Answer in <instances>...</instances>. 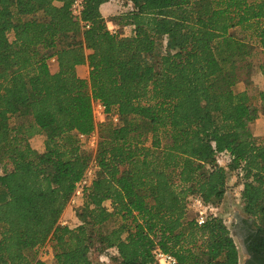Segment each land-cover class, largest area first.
I'll return each instance as SVG.
<instances>
[{
	"label": "trees",
	"instance_id": "16d2710c",
	"mask_svg": "<svg viewBox=\"0 0 264 264\" xmlns=\"http://www.w3.org/2000/svg\"><path fill=\"white\" fill-rule=\"evenodd\" d=\"M73 1L0 0V264H47L45 250L56 264H96L94 251L155 264L157 248L178 264H240L218 207L230 175L242 184L243 264H264V135L251 128L264 89H233L255 67L264 79V0H128L112 20L129 36L108 28L110 0H83L80 17ZM96 130L93 154L80 134ZM92 163L79 222L62 225ZM193 196L215 208L201 225Z\"/></svg>",
	"mask_w": 264,
	"mask_h": 264
},
{
	"label": "rangeland",
	"instance_id": "374dc122",
	"mask_svg": "<svg viewBox=\"0 0 264 264\" xmlns=\"http://www.w3.org/2000/svg\"><path fill=\"white\" fill-rule=\"evenodd\" d=\"M130 8L128 0H110L104 3L101 6V11L104 17L108 20V28L115 34H122L124 36H129L132 34V28L130 26H123L118 25L113 21V17L119 14L126 12ZM232 34L238 36L240 38L244 37V33L240 29H235L232 31ZM259 58L255 57L254 61L256 65L259 63ZM50 67L52 71L57 70V62L54 58L50 61ZM81 77L87 78L89 77L88 69H81L79 70ZM247 75V74H246ZM243 72L241 75L240 80L234 85L233 89L235 92H242L247 90L251 95H257L259 91L264 89V79L257 67L252 71L251 75H249V82L248 79ZM254 102H258V99H255ZM251 128L253 133L256 136L264 135V114H260L258 119L251 124ZM44 139L45 137H38L36 141L33 142L34 147L40 152V150L44 147ZM87 148L91 153L96 152V148L89 146L87 143ZM225 160V157H224ZM223 162V161H222ZM225 162V161H224ZM242 189L241 180H238L235 175H230L228 179V185L225 193V197L222 203L218 206L219 213L223 215L224 219L226 220L227 225L232 230V233L240 247L241 251V258L240 264H243L247 258L246 247L244 244V236L242 230V224H240L239 220L242 217H246L243 202L241 200L240 191ZM6 199L5 191L0 189V201ZM82 203V196L77 195L73 197L70 201L69 205L67 206L66 210L64 211L61 221L71 225H77L79 220L75 216V210L81 205ZM106 205L110 207V202L107 201ZM192 216H195V213H192ZM113 223L110 224L112 226ZM29 255H33L34 252L32 250L27 251ZM109 255L115 254L113 251L108 252ZM41 255V253H40ZM93 260L96 264H115L114 261L109 259L106 253H100L98 251H94ZM43 259L47 262V264H56L54 258L52 256H44Z\"/></svg>",
	"mask_w": 264,
	"mask_h": 264
},
{
	"label": "built area",
	"instance_id": "2783aa9c",
	"mask_svg": "<svg viewBox=\"0 0 264 264\" xmlns=\"http://www.w3.org/2000/svg\"><path fill=\"white\" fill-rule=\"evenodd\" d=\"M129 6L131 7V5H129ZM83 7H84L83 0H74L73 4H72L73 15L76 17H80L82 10H83ZM87 27H89L88 24H87ZM131 28L133 30V27H131ZM93 113H94V118H95V121L97 124L104 123L108 119V113H107L106 106L100 101H94L93 102ZM113 120L117 121L118 117L113 116ZM80 139L82 141L88 143L89 146H91L93 148H97L98 132L96 130L89 135L81 133ZM224 157H225V160H224ZM229 160H230V155L228 153H221L220 154L219 162L221 164H225ZM94 172H95V166L92 163L90 165V167L86 170L83 178L77 182L75 194L73 197H75L77 195L83 196L84 189H85V187H87L90 184ZM189 208L195 213L196 220H197L198 224H200V225L205 223L206 219L209 216L210 211L215 210V208L212 205L205 203L204 200L202 199V197H200V196H193L190 199ZM61 224L66 225L67 223L61 221ZM42 256L43 257L49 256L48 252L46 250L43 251ZM155 256H156L155 264H178V259L176 258L175 255H173L170 252H166V251L162 250L161 248H157L155 250Z\"/></svg>",
	"mask_w": 264,
	"mask_h": 264
},
{
	"label": "crops",
	"instance_id": "0c3cea01",
	"mask_svg": "<svg viewBox=\"0 0 264 264\" xmlns=\"http://www.w3.org/2000/svg\"><path fill=\"white\" fill-rule=\"evenodd\" d=\"M88 69V72H89V66L88 65H80V66H78V73H79V70H81V69ZM79 75H80V73H79ZM81 76V75H80ZM38 137H44L43 135H36V136H34L33 138H32V140H31V142H32V145H33V142L34 141H36V139H38ZM44 144V143H43ZM33 147H34V145H33ZM34 148H36V147H34ZM44 151V147L40 150V152H43ZM247 259V258H246Z\"/></svg>",
	"mask_w": 264,
	"mask_h": 264
},
{
	"label": "flooded vegetation",
	"instance_id": "af4514ba",
	"mask_svg": "<svg viewBox=\"0 0 264 264\" xmlns=\"http://www.w3.org/2000/svg\"><path fill=\"white\" fill-rule=\"evenodd\" d=\"M247 259H248V258H247ZM247 259H246V260H247ZM246 260L244 261V263L246 262Z\"/></svg>",
	"mask_w": 264,
	"mask_h": 264
}]
</instances>
